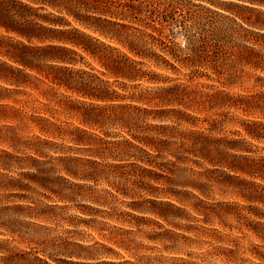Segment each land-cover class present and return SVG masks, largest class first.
I'll use <instances>...</instances> for the list:
<instances>
[{"label": "clouds", "instance_id": "1", "mask_svg": "<svg viewBox=\"0 0 264 264\" xmlns=\"http://www.w3.org/2000/svg\"><path fill=\"white\" fill-rule=\"evenodd\" d=\"M0 264H264V0H0Z\"/></svg>", "mask_w": 264, "mask_h": 264}]
</instances>
